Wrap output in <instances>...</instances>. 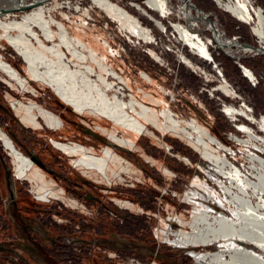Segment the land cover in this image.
<instances>
[{
  "label": "rangeland",
  "instance_id": "obj_1",
  "mask_svg": "<svg viewBox=\"0 0 264 264\" xmlns=\"http://www.w3.org/2000/svg\"><path fill=\"white\" fill-rule=\"evenodd\" d=\"M112 1L128 10L129 13L141 21V24L152 34V42H147L125 31L121 27L120 22L94 6L90 0H69V4H66L68 7H63V12L69 14L71 19H65L60 10L54 11L55 17L64 21L70 30V35L84 41L99 56H105L111 68L124 78L125 84L112 76H108V80L114 84V89L110 90V95L113 96V94L117 93L127 100L133 96L158 111L162 120L164 119L162 111L165 110L175 112L185 119H196L228 146V156L233 163L248 168L250 164L248 157L252 153L250 147L232 140L231 134L237 133L243 139H248L246 134L239 130L241 124H247L253 126L258 134L264 137V130L252 119L250 120L252 116L257 118L264 116V54H248L239 61L223 51L216 42L210 45V51L215 58V62L210 63L192 53L188 46L183 45L179 36H177L178 34L171 28L169 21L186 24L183 16L174 14L165 19L164 23L167 26V31H162L144 13L131 5V2L143 4L144 0ZM227 1L224 0V2ZM249 1L254 7L261 9L264 13V0ZM173 2L176 6L179 4L178 0H173ZM189 2L193 6L195 5L194 13L201 22H217L227 37L235 39L237 45H232L234 49H237L238 45L248 47L249 45L246 44H251L250 46L253 47L260 46L259 39L253 33L252 24L236 19L229 12L222 9L215 0H189ZM87 11H89L90 15ZM19 15L20 13L15 14V16ZM201 36L206 40L209 38L215 40V34L210 31H201ZM0 49V52L5 56L4 59L6 58L5 60L8 63L19 70V73L24 78L28 79L27 87L35 94L22 90L18 84L10 81L4 73L0 72L1 102L9 106L12 97L14 100L23 102L33 99L45 108L46 106L49 107L48 110L50 111H55L59 114L64 111L69 118L65 120L68 123L70 122L65 132L74 141L83 137V134L77 127L71 125V120L78 118L77 115H81L83 116L81 118L98 135L108 138V134L104 133L102 129H107L110 132L114 131L118 137L127 139L136 145L137 149H134V152L143 154L145 158L150 156L151 161L155 163V167L160 169L158 171L153 170L150 166L148 167L154 171L156 177L142 173L138 175L137 168L134 166L135 164L138 167L135 157L121 152L133 163L131 165L127 161L123 162L126 171L130 170L128 173L130 177L125 173L122 174L126 179L123 182L124 184L121 182V174V178H118L111 176V172H109L108 180H104L97 173L91 174L99 183L97 190L100 189L101 185L107 187L101 189L108 192L103 198L111 208L114 207V204L109 198H114L115 201L117 199L130 200L136 206L133 208L134 210L123 209L133 221L130 225L126 224L125 221L123 222L122 218H118L115 211L110 209V211H99L97 216L96 210L89 208L86 218L92 228H88L85 234L94 236L93 227L101 224L105 226L108 232L118 231L121 235L132 240L139 238V234H145L148 237V243L141 244H144L145 247L159 248L167 256L166 258L158 259L148 252L138 253L137 247L134 246L137 243H125L131 247L123 253L113 247L99 243H42L45 248L39 257L45 261L43 264H133L134 261H139L143 264H198L187 249H181L167 242L160 243L159 241V238L166 239L162 235L160 227L162 222H168V217L171 215H182L185 218H191L192 207L184 200L183 196L192 187L196 177L199 178V181L205 183L208 189L212 191L215 188L218 189L216 182L202 168L205 166V161L201 159V155L195 148L165 130L153 128L142 119L141 121L155 133V136L148 134L137 135L130 130L116 126L104 116H97L88 112L78 114L79 112L77 111V113L75 112L77 115H75L69 109L61 106V104H64V106L71 107L55 93L53 88L29 79L25 68L26 63L9 44L5 43L4 47ZM180 51L194 63L196 68L189 67L183 62L180 57ZM85 53L87 54V51ZM71 59L73 58L71 57ZM73 60L77 62L75 59ZM88 64L96 67L95 62L91 59L88 60ZM241 65L255 74L256 82L245 75ZM72 69L76 68L73 66ZM142 73L149 75L151 81L144 78ZM96 78V76L92 77V79ZM71 79L72 86L77 92L83 94L89 92V88L84 85L82 80L78 78ZM8 84L14 89L10 88ZM223 84H227L235 95L226 94L219 90L218 87ZM91 95H95L93 91H91ZM228 106L248 109V113L252 116L239 115V118L233 121L225 111ZM5 117V112L0 109V131L6 132ZM90 142L93 153L95 154L96 152L98 155H103L104 143L93 136ZM2 143L0 141V152L3 154ZM108 146L117 152L115 148ZM44 153L50 154L51 152L44 151ZM185 157H188L191 162L186 163ZM165 167L170 171L165 172ZM66 171L74 178L77 176L74 168L68 166ZM46 181L51 182L53 180L47 176ZM15 185L19 204L24 207V210L25 208L30 210L24 211L26 215L39 217L44 220L45 227L50 229L53 234L62 232L79 234V232L74 231L75 228L73 226L67 224L65 216L56 214L51 216L47 213L38 214L37 208H53L58 205L59 201L51 199L49 202H44L35 199L34 195H37L36 192H26V189H31L28 184L23 185L20 182H15ZM54 186L57 189H61V186L55 183ZM90 188L94 191L96 190L93 187ZM6 192V184L0 170L1 227L6 223L3 205ZM161 193H164L165 197H162ZM257 200L254 198V201ZM215 205L217 206V204ZM142 208L145 212H143ZM149 210H152V212L150 213ZM227 214L231 215V212L228 211ZM92 216L94 218H91ZM136 221H140L144 225L143 229L146 233L134 226ZM172 227L174 230L179 228L177 225ZM16 235L17 233L14 229L8 236L0 232V241H4L9 237L14 239ZM235 242L237 247H242L246 251L250 250L261 255L264 259V248L261 249L262 247L256 243L257 246L251 241ZM222 244L221 246L219 244L208 247L200 246L196 247L195 250L198 252H218L220 249L225 248L224 243ZM22 252L25 255H30L23 249ZM227 257L230 259L228 254L226 255ZM28 259L31 258L28 257ZM33 264L41 263L34 262Z\"/></svg>",
  "mask_w": 264,
  "mask_h": 264
},
{
  "label": "bare ground",
  "instance_id": "obj_2",
  "mask_svg": "<svg viewBox=\"0 0 264 264\" xmlns=\"http://www.w3.org/2000/svg\"><path fill=\"white\" fill-rule=\"evenodd\" d=\"M90 1L120 22L125 31L152 42L150 31L128 10L112 0ZM178 1L177 6L173 0H144L143 4L131 2V5L144 13L162 31H167L165 19L174 14L183 16L186 24L169 21L171 28L178 34L183 45L210 63L215 62L210 45L216 42L223 51L239 61L248 54H264V13L254 7L249 0L227 2L215 0L236 19L252 24L253 33L260 41L258 47L246 44L249 46L238 45L237 49L232 46L237 45L235 39L227 37L217 22H201L194 13L195 5L193 6L189 0ZM66 4H69V0H0V48H3L5 43L9 44L26 63L29 79L53 88L74 111L104 116L116 126L137 135L155 136V133L141 121L142 119L153 128L165 130L194 147L205 161L202 168L216 182L218 189L215 188L214 191L208 189L205 183L196 177L192 187L183 196L192 207L191 218L171 215L168 222H162L160 227L162 235L169 244L187 249L198 264H264L261 255L246 251L235 244V241H251L261 246V249L264 248V137H261L253 126L247 124H241L239 130L244 132L248 139H243L237 133L231 134L232 140L248 145L252 152L248 157L250 163L248 168L242 167L229 158L228 146L196 119H185L175 112L165 110L162 111L164 118L162 120L158 111L133 96L128 100L117 93L111 96L110 90L114 89V84L108 80V76L124 84L126 82L111 68L105 56H99L84 41L70 35L64 21L55 17L54 11L60 10L65 19H71L69 14L63 12V7H68ZM87 12L90 15L89 11ZM18 13L20 15L15 16ZM204 30L214 33L215 40L203 38L201 31ZM4 57L0 52V72L18 84L22 90L32 91L27 87L28 79ZM180 57L189 67L196 68L181 51ZM157 58L159 59L158 56ZM89 59L95 62L96 67L88 64ZM73 66L76 69H72ZM241 66L245 75L256 82L255 74ZM142 75L151 81L149 75L146 73ZM93 76L97 78L92 79ZM71 78L82 80L89 88V92L85 94L77 92L72 86ZM227 84L220 85L218 89L226 94L235 95ZM91 91L95 95H91ZM225 111L233 121L237 120L239 115L252 116L248 109L242 107L228 106ZM251 119L264 130V116L261 118L252 116ZM102 131L108 134L115 145L119 143L135 147L131 141L118 137L114 131L110 132L107 129ZM184 160L186 163L191 162L188 157ZM110 161L116 162L117 158L110 149H105L104 157L90 156L87 164L98 171H104ZM27 169L30 170L32 178L41 180L38 190L44 192L40 197L47 201L48 185L43 181L42 175L32 169L26 161H21L18 166L19 176L22 177ZM254 198L258 200L254 201ZM227 210L231 215L227 214ZM173 225L179 228L174 230ZM222 243L225 248L218 252L195 250L196 247L214 244L221 246ZM227 254L230 259L226 258Z\"/></svg>",
  "mask_w": 264,
  "mask_h": 264
},
{
  "label": "flooded vegetation",
  "instance_id": "obj_3",
  "mask_svg": "<svg viewBox=\"0 0 264 264\" xmlns=\"http://www.w3.org/2000/svg\"><path fill=\"white\" fill-rule=\"evenodd\" d=\"M8 86L12 88L9 84ZM30 92L35 95L32 91L28 93ZM10 100L11 103H8L9 106L0 101V109L6 114L4 123L6 132L0 131V141L3 142L2 146L4 149L3 154L0 152V170L7 188L3 203L6 223L3 227L0 225V232L8 236L14 229L17 235L14 239L9 237L4 241H0V250L3 249L12 254H18L19 251L16 249V246H18L30 255L38 258L45 248L42 243H99L113 247L122 253L131 247L125 243H137L134 246L137 247L136 250L138 253L148 252L158 259L166 258L167 256L159 248L145 247L144 244H141L148 243V237L145 234H139V238L132 240L121 235L118 231L108 232L103 224L93 227L95 231L93 233L94 236L85 234L88 228H92L86 218L89 208L95 209L97 216L99 211L103 212L109 209L115 211L117 212L118 218H122L123 222L125 221L126 224L130 225L133 221L123 209L134 210L133 208L136 206L130 200L117 199L115 201L114 198H109L112 204H114V207L111 208L103 198L108 192L101 189L107 187L101 185L100 189L97 190L99 183L91 174L97 173L104 180H108L109 172H111V176L118 178H121L124 173L130 177L128 175L130 170L126 171L123 162L127 161L131 165L133 163L128 157L121 154V152H125L135 157L136 164L139 168L135 164L134 166L137 168L138 175L142 173L156 177L153 170L159 171L160 169L155 167V163L151 161V157L145 158L143 154L134 152L133 150L137 149L136 145L132 147L116 143L121 149L114 147L115 142L109 136L105 138L98 135L81 118L83 116L77 115V112L73 111V108L70 107L71 110L69 107L64 106V104L60 103L62 107L69 109L72 113L76 112L75 115L78 117L71 120V125L77 127L83 134L81 138L75 136L77 141H74L66 135L65 131L68 125H70V122L68 123L65 120L69 118L64 111L60 112V114L55 111H50L48 110L49 107L46 106L45 108L33 99L23 102L14 100L12 97ZM92 136L102 141L105 145L103 149H110L112 154L117 158L116 162H108L107 168L104 171H98L95 167L87 164L88 157L90 156L104 157V150L103 155H98L96 152L95 154L93 153L90 142ZM108 145L115 148L117 152L109 148ZM119 145L128 146L129 148ZM44 151L51 153L45 154ZM21 161H26L32 169H35L42 175L43 181L48 185L46 188L49 195L47 201L42 200L40 197L44 192L38 190V185L41 183V180L32 178L29 169L23 172L22 177L19 176L18 166ZM68 166L75 169L77 173L75 178L66 171ZM149 166L153 170H150L148 168ZM164 171L169 172L170 170L165 167ZM47 176L53 181H46ZM124 181L126 179L122 176V184H124ZM15 182H20L23 185L28 184L31 189H26V192H36L37 195H34L35 199L44 202H49L51 199L59 201L58 205L53 208H37L38 214L43 215L47 213L51 216L55 214L65 216L67 224L73 226L75 228L73 230L79 232V234H70L67 232L53 234L50 229L45 227L44 220H41L39 217L26 215L24 211L30 210L26 208L24 210V207L19 204ZM54 183L61 186V189H57ZM90 187L96 190L94 191ZM53 194L57 195L53 196ZM161 196L165 197L164 193H161ZM138 205L140 206L139 203ZM142 210L145 212L143 208ZM149 212L151 213L152 210H149ZM91 218H94V216ZM167 221H169V217ZM134 226L146 233L143 229L144 225L140 221H136ZM159 241L160 243H169L167 239L159 238Z\"/></svg>",
  "mask_w": 264,
  "mask_h": 264
},
{
  "label": "crops",
  "instance_id": "obj_4",
  "mask_svg": "<svg viewBox=\"0 0 264 264\" xmlns=\"http://www.w3.org/2000/svg\"><path fill=\"white\" fill-rule=\"evenodd\" d=\"M16 249H18V254H12L11 252H8L6 250H0V262L1 264H33L35 263H45L44 260H42L40 257H34L32 255H25V253L22 252V248L16 246ZM31 258V259H28ZM33 262V263H32Z\"/></svg>",
  "mask_w": 264,
  "mask_h": 264
},
{
  "label": "built area",
  "instance_id": "obj_5",
  "mask_svg": "<svg viewBox=\"0 0 264 264\" xmlns=\"http://www.w3.org/2000/svg\"><path fill=\"white\" fill-rule=\"evenodd\" d=\"M133 264H143V263H141L139 261H134Z\"/></svg>",
  "mask_w": 264,
  "mask_h": 264
},
{
  "label": "water",
  "instance_id": "obj_6",
  "mask_svg": "<svg viewBox=\"0 0 264 264\" xmlns=\"http://www.w3.org/2000/svg\"><path fill=\"white\" fill-rule=\"evenodd\" d=\"M74 111V110H73ZM108 143H111V142H109V141H107ZM113 145V144H112ZM114 147H116V148H120V147H118V145H114ZM121 149V148H120Z\"/></svg>",
  "mask_w": 264,
  "mask_h": 264
}]
</instances>
